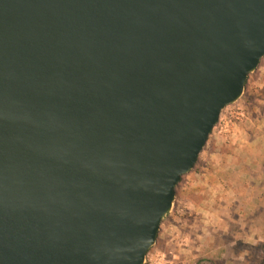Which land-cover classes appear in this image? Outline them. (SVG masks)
Instances as JSON below:
<instances>
[{
  "label": "water",
  "instance_id": "95a60500",
  "mask_svg": "<svg viewBox=\"0 0 264 264\" xmlns=\"http://www.w3.org/2000/svg\"><path fill=\"white\" fill-rule=\"evenodd\" d=\"M264 59V0H0V264H144Z\"/></svg>",
  "mask_w": 264,
  "mask_h": 264
},
{
  "label": "rangeland",
  "instance_id": "374dc122",
  "mask_svg": "<svg viewBox=\"0 0 264 264\" xmlns=\"http://www.w3.org/2000/svg\"><path fill=\"white\" fill-rule=\"evenodd\" d=\"M236 104L244 116L221 113L144 264H264V59Z\"/></svg>",
  "mask_w": 264,
  "mask_h": 264
},
{
  "label": "built area",
  "instance_id": "2783aa9c",
  "mask_svg": "<svg viewBox=\"0 0 264 264\" xmlns=\"http://www.w3.org/2000/svg\"><path fill=\"white\" fill-rule=\"evenodd\" d=\"M236 107H237V104L235 103L234 104ZM236 110H237V113L239 114V115H241V116H244V111H242V109H241V107L240 106H238L237 108H236ZM238 119H239V116H238Z\"/></svg>",
  "mask_w": 264,
  "mask_h": 264
},
{
  "label": "crops",
  "instance_id": "0c3cea01",
  "mask_svg": "<svg viewBox=\"0 0 264 264\" xmlns=\"http://www.w3.org/2000/svg\"><path fill=\"white\" fill-rule=\"evenodd\" d=\"M239 166H240V165H239ZM239 175H240V174H239ZM261 179H262V180H261ZM263 179H264V178H262V177L260 178L261 181H263ZM260 183H261V185H262L261 188L264 189V183H263V182H260ZM259 202H264V201H263V199H262V200H259Z\"/></svg>",
  "mask_w": 264,
  "mask_h": 264
},
{
  "label": "trees",
  "instance_id": "16d2710c",
  "mask_svg": "<svg viewBox=\"0 0 264 264\" xmlns=\"http://www.w3.org/2000/svg\"><path fill=\"white\" fill-rule=\"evenodd\" d=\"M262 62V61H261ZM252 74V73H251ZM250 76V75H249ZM249 78V77H248ZM259 246H261L262 247V249H263V253H264V245H259ZM150 252V251H149ZM149 254V253H148ZM218 264H222V263H218Z\"/></svg>",
  "mask_w": 264,
  "mask_h": 264
}]
</instances>
